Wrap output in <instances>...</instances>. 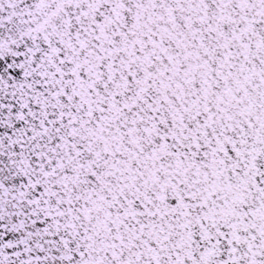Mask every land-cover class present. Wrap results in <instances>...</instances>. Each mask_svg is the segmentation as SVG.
Listing matches in <instances>:
<instances>
[{
	"label": "snow or ice",
	"instance_id": "snow-or-ice-1",
	"mask_svg": "<svg viewBox=\"0 0 264 264\" xmlns=\"http://www.w3.org/2000/svg\"><path fill=\"white\" fill-rule=\"evenodd\" d=\"M0 264H264V0H0Z\"/></svg>",
	"mask_w": 264,
	"mask_h": 264
}]
</instances>
